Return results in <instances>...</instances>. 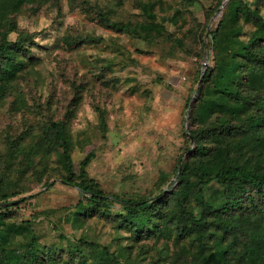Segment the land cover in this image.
I'll return each instance as SVG.
<instances>
[{
    "label": "rangeland",
    "instance_id": "rangeland-1",
    "mask_svg": "<svg viewBox=\"0 0 264 264\" xmlns=\"http://www.w3.org/2000/svg\"><path fill=\"white\" fill-rule=\"evenodd\" d=\"M218 1L43 0L15 16L17 30L9 39L26 32L34 35V42L28 45L26 67L9 81L0 80V168L19 183L8 186L7 192L22 191L12 198L22 201L18 207L0 210V264H8L7 258L16 264L33 237L42 255L48 248L54 252L55 264H95L104 256L103 264H173L177 256L191 264L196 250L192 237L178 243L174 232L140 240L115 216L123 211L121 204L115 203L110 214L78 215L79 190L57 177L64 173L60 150L45 137L51 122L66 121L77 172L91 156L88 175L107 193L150 201L171 192L181 176L177 179L178 161L196 148V142L186 138L188 109L197 96L204 63L207 69L214 65L211 49H205L203 58L199 53L229 0L206 19L207 9ZM246 1L264 17V0ZM142 6L166 26V35L149 28ZM99 9L113 21L128 24L134 34L104 27ZM174 16L178 28L169 21ZM244 28L246 38L256 29L253 23ZM67 37L80 44L68 47ZM89 39L97 42H85ZM34 145V164L21 174ZM46 181L55 183L48 187ZM203 198L221 205L223 186L212 182ZM191 206L200 216L198 202ZM167 209L174 210L173 201Z\"/></svg>",
    "mask_w": 264,
    "mask_h": 264
},
{
    "label": "trees",
    "instance_id": "trees-1",
    "mask_svg": "<svg viewBox=\"0 0 264 264\" xmlns=\"http://www.w3.org/2000/svg\"><path fill=\"white\" fill-rule=\"evenodd\" d=\"M42 1L0 0V80L9 81L26 67L25 60L31 52L28 45L34 42V35L22 32L15 41L9 35L17 30L15 16L26 5ZM199 1L189 0L188 4ZM222 4L223 0H219L215 7L207 9L206 19ZM142 9L149 18V28L166 35V26L156 21L152 11L144 6ZM98 17L106 28L134 34L128 24L113 21L101 9ZM169 21L178 28L175 16ZM247 23L256 27L248 38L244 28ZM206 33L205 25L201 35L204 37ZM170 35L173 39L174 34ZM177 40L182 43L181 39ZM66 44L74 48L80 43L77 38L67 37ZM201 47L202 58L206 48L213 51L214 65L207 69L202 80L201 72L198 75L200 86L192 105L189 135H186L189 143L196 142V148L185 161H178L176 171L181 164V176L171 192H162L150 201L123 199L118 194L107 193L88 175L91 156L83 160L77 172L66 121L51 122L45 138L60 150L59 161L64 173L57 177L79 190L78 215L91 216L95 211L110 214L115 203L121 204L124 209L115 216H119L123 228L140 240L167 237L174 232L178 243L192 237L196 250L191 253V264H264V158L260 149H264V17L260 9L253 8L246 0H229L222 18ZM14 145L15 142L12 148ZM35 151L34 145L27 152L29 161L21 174L32 168ZM214 181L223 186L224 200L219 206L203 198L204 188ZM49 183L46 181L45 185ZM18 185L17 180H10L5 169L0 168V204L13 202L12 198L22 194V191L7 192L8 186ZM194 200L201 209L200 216L191 206ZM171 201L174 210L168 213ZM21 202L11 207H18ZM9 208L0 206V210ZM82 242L98 249L92 242ZM27 247V253L16 259V264L56 263L57 257L51 249L41 254L35 237ZM104 258L95 264H103ZM7 260L8 264L14 262L13 258ZM173 264L188 263L177 256Z\"/></svg>",
    "mask_w": 264,
    "mask_h": 264
},
{
    "label": "water",
    "instance_id": "water-1",
    "mask_svg": "<svg viewBox=\"0 0 264 264\" xmlns=\"http://www.w3.org/2000/svg\"><path fill=\"white\" fill-rule=\"evenodd\" d=\"M224 5H225V3H223V7H224ZM207 66H208V64L205 62V63H204V67H203L204 69H203V73H202V78H203V76H204V74H205V72H206ZM193 101H194V100H193ZM193 101L191 102V104H190V106H189V109H188V116H187V119H188V120H189V117H190V113H191V109H192ZM181 167H182V165L180 164V166H179V172H178V175H177V179L179 178V175H180V173H181ZM54 183H55V182L50 183L48 187L54 185ZM18 202H20V200H16V201L9 202V203H2V204H0V206H1V207H4V208H6V207H11V206H14L15 204H17ZM138 204H140V203H135V205H138Z\"/></svg>",
    "mask_w": 264,
    "mask_h": 264
}]
</instances>
